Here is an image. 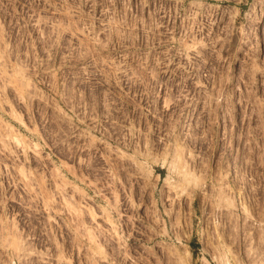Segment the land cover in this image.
Returning <instances> with one entry per match:
<instances>
[{
  "label": "rangeland",
  "instance_id": "obj_1",
  "mask_svg": "<svg viewBox=\"0 0 264 264\" xmlns=\"http://www.w3.org/2000/svg\"><path fill=\"white\" fill-rule=\"evenodd\" d=\"M0 264H264V0H0Z\"/></svg>",
  "mask_w": 264,
  "mask_h": 264
},
{
  "label": "built area",
  "instance_id": "obj_2",
  "mask_svg": "<svg viewBox=\"0 0 264 264\" xmlns=\"http://www.w3.org/2000/svg\"><path fill=\"white\" fill-rule=\"evenodd\" d=\"M196 120H197V119H196ZM196 120L194 121V124H195V123H198ZM191 130H192L193 133L195 132V130H194V125H193V124H192V129H191Z\"/></svg>",
  "mask_w": 264,
  "mask_h": 264
}]
</instances>
